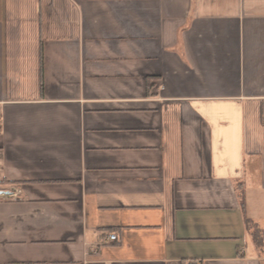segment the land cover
Here are the masks:
<instances>
[{
  "label": "crops",
  "instance_id": "0c3cea01",
  "mask_svg": "<svg viewBox=\"0 0 264 264\" xmlns=\"http://www.w3.org/2000/svg\"><path fill=\"white\" fill-rule=\"evenodd\" d=\"M11 263L264 264V0H0Z\"/></svg>",
  "mask_w": 264,
  "mask_h": 264
},
{
  "label": "trees",
  "instance_id": "16d2710c",
  "mask_svg": "<svg viewBox=\"0 0 264 264\" xmlns=\"http://www.w3.org/2000/svg\"><path fill=\"white\" fill-rule=\"evenodd\" d=\"M247 223H249L250 224V226H251V222H247ZM248 224V225H249ZM253 234V240L255 241V243L257 244V245H259V244H261V239L260 238H258V232H257V229L256 228H254V230H253V232H252ZM11 264H23V263H11Z\"/></svg>",
  "mask_w": 264,
  "mask_h": 264
},
{
  "label": "built area",
  "instance_id": "2783aa9c",
  "mask_svg": "<svg viewBox=\"0 0 264 264\" xmlns=\"http://www.w3.org/2000/svg\"><path fill=\"white\" fill-rule=\"evenodd\" d=\"M115 238H116L115 234H110L109 235V240L113 241V240H115Z\"/></svg>",
  "mask_w": 264,
  "mask_h": 264
},
{
  "label": "water",
  "instance_id": "95a60500",
  "mask_svg": "<svg viewBox=\"0 0 264 264\" xmlns=\"http://www.w3.org/2000/svg\"><path fill=\"white\" fill-rule=\"evenodd\" d=\"M5 193H9V192H5Z\"/></svg>",
  "mask_w": 264,
  "mask_h": 264
}]
</instances>
